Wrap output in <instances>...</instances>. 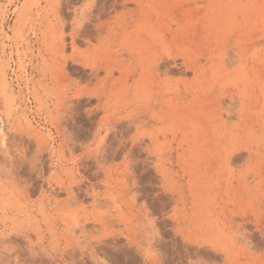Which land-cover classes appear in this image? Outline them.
I'll return each mask as SVG.
<instances>
[{"label": "rangeland", "instance_id": "rangeland-1", "mask_svg": "<svg viewBox=\"0 0 264 264\" xmlns=\"http://www.w3.org/2000/svg\"><path fill=\"white\" fill-rule=\"evenodd\" d=\"M1 121L0 264H264V0H0Z\"/></svg>", "mask_w": 264, "mask_h": 264}, {"label": "bare ground", "instance_id": "bare-ground-1", "mask_svg": "<svg viewBox=\"0 0 264 264\" xmlns=\"http://www.w3.org/2000/svg\"><path fill=\"white\" fill-rule=\"evenodd\" d=\"M2 125L0 126V131L2 132L3 130H2V128H3V126H4V122L3 121H1L0 122ZM5 137V135L3 134V137H2V141H4V138Z\"/></svg>", "mask_w": 264, "mask_h": 264}]
</instances>
